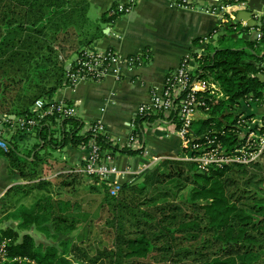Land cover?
Returning <instances> with one entry per match:
<instances>
[{
  "label": "trees",
  "instance_id": "1",
  "mask_svg": "<svg viewBox=\"0 0 264 264\" xmlns=\"http://www.w3.org/2000/svg\"><path fill=\"white\" fill-rule=\"evenodd\" d=\"M88 14V0H0V120L5 116L31 117L38 100H51L64 87L72 51L88 49L103 35L101 25L108 21L105 15L92 23ZM248 57L246 49L226 48L198 59L197 73L218 83L228 100L210 104V116L196 124L195 136L219 135L227 149L235 144L236 135L230 130L235 104L247 94L260 97L261 84L252 76L255 68ZM147 117H139L136 123ZM83 128L77 117L60 120L52 116L41 122L33 148L22 153L19 145L11 142L1 154L9 158L13 170L31 181L38 175L35 167H43L48 159L41 157L40 149L87 145L90 134H83ZM137 133L140 136L138 129ZM17 134L32 136L21 131ZM98 143L114 155L141 152L119 149L106 137H100ZM249 167L234 164L202 173L194 163L166 160L138 181L123 184L116 196L93 178L98 186L92 188L105 193L101 208H107L109 214L105 227L113 233L112 250L91 257L81 236L74 243H61V251L54 244L37 245L30 234L20 236L6 230L0 241L11 239L10 257L18 259L6 264H106L105 259L109 264H150L155 253L169 256L176 264L192 256L189 249H182L180 238L195 240L198 233L211 238L197 249L199 257L186 264H264V199L245 188L253 181H244ZM79 176L70 174L69 178ZM19 216L22 229L35 226L53 238L71 233L90 219L80 204L49 195L30 209H21ZM213 248L216 252L209 251Z\"/></svg>",
  "mask_w": 264,
  "mask_h": 264
},
{
  "label": "crops",
  "instance_id": "2",
  "mask_svg": "<svg viewBox=\"0 0 264 264\" xmlns=\"http://www.w3.org/2000/svg\"><path fill=\"white\" fill-rule=\"evenodd\" d=\"M131 1L88 0V15L92 23L100 21L105 15L108 18L101 25L103 35L88 49L113 51L125 59L141 57L143 66L130 68L122 65L120 78L111 74L99 81H80L74 87L65 83L51 97L53 101H63L77 109V118L84 123L83 134L89 125L101 121L107 129L106 138L119 149L128 144L131 125L139 118V108L151 102L154 91L163 88L168 74L175 71L189 55L194 56L193 67L198 69L197 56H204L208 52V45L202 41L213 36L220 23V17L202 13L199 9L218 7L224 0H190L194 7L191 9L178 7L174 0ZM130 3L132 10L129 13L110 15L111 9ZM83 48L72 51L67 69L74 64ZM162 128L165 129L164 134L146 135L148 130ZM136 129L139 130L145 151L137 155L123 152L115 154L116 164L122 172L118 179L122 184L138 181L155 167L147 169L154 159L177 160L183 153V141L177 134L176 125L171 122L152 115L136 123ZM1 130V139L7 146L4 148L0 145V235L12 230L23 236L37 229L35 226L29 230L21 228L23 218L19 216L20 210L33 206L26 188L28 181L11 168L9 158L1 151L7 152L11 142L17 143L20 148L22 139L36 136L23 138L22 134H17L16 123L6 121L2 123ZM167 140L173 141L169 143ZM55 150L63 156L62 160L50 157L44 165L46 175L43 179L70 180L69 175L75 174L74 170L85 160L86 152L71 146ZM54 199H58V196Z\"/></svg>",
  "mask_w": 264,
  "mask_h": 264
},
{
  "label": "built area",
  "instance_id": "3",
  "mask_svg": "<svg viewBox=\"0 0 264 264\" xmlns=\"http://www.w3.org/2000/svg\"><path fill=\"white\" fill-rule=\"evenodd\" d=\"M132 0L131 2H133ZM178 7L194 8L190 0H174ZM250 0H224L218 7H203L199 11L220 17L219 28L213 36L205 38L202 43L208 45L222 30L239 31L240 35H248L251 51L259 62L253 66L255 72L253 77L260 81V97L254 98L247 94L241 98L232 111L234 122L230 125L231 132L236 135L235 144L229 149L219 135L195 136L196 124L208 119L211 112L210 104L228 100L220 85L211 79L202 78L193 67L194 56H186L180 66L172 71L165 79L163 88L154 91L151 102L143 105L138 110V117L156 116L158 119L169 121L176 125L177 134L183 141V153L177 159L184 162L194 163L199 172L209 173L212 168L223 169L227 166L238 164L251 166L258 164L264 157V0H261V9H249ZM132 10V3L120 4L110 10V15L127 14ZM241 12L251 13L249 21L241 20L235 25L237 17ZM251 36V37H250ZM256 51L260 52L257 55ZM203 55H198L200 59ZM126 65L130 68L143 66L141 57L123 58L113 51L99 52L96 50L83 49L74 64L67 69L66 85L74 87L80 81H99L109 75L117 78L121 76V67ZM31 117L19 118L3 117L0 120V145L6 148L2 137V123H16V128L24 134L34 135L45 119L57 116L61 119L77 117V109L63 101L47 99L38 100L33 109ZM127 148L133 151L144 152V145L140 136L135 134L136 121L132 123ZM90 139L87 145L80 147L86 152L85 160L74 170V173L86 178H97L100 184H106L112 196L118 195L123 185L118 177L122 172L118 168L115 155L104 151L98 140L106 137V126L97 121L89 125L87 132ZM154 159L152 165L161 163ZM130 181L129 183H133ZM11 239L0 241V264L14 263L18 259L10 257L9 246ZM20 261V260H19Z\"/></svg>",
  "mask_w": 264,
  "mask_h": 264
},
{
  "label": "rangeland",
  "instance_id": "4",
  "mask_svg": "<svg viewBox=\"0 0 264 264\" xmlns=\"http://www.w3.org/2000/svg\"><path fill=\"white\" fill-rule=\"evenodd\" d=\"M239 31H242V29L240 28ZM239 31H234L232 29L226 30L227 36L225 39H220L221 37H219L217 40H215L212 38V40H210L208 43L207 53H212L216 49H246L250 56L249 59H254L255 63H258V57H255L251 51L250 42L245 41L241 38L234 39L236 35L240 34ZM61 47L64 48L66 46L62 44ZM256 53L257 55L260 54V52L258 51H256ZM146 133L147 136L158 133L164 134L165 129L162 128L158 129L157 131L148 130ZM22 140L23 143L20 144V151L22 153H26L37 143L36 138L33 136ZM167 141L171 143L170 141L173 140ZM40 151L41 157L42 155H44L49 158L45 160L46 163H48L50 157L58 161L62 160L63 156L57 153L53 146H47L43 150L41 149ZM28 168L31 169V167L29 166ZM35 168L37 170L38 175H35V178H32L31 181H28L26 187L27 191L30 192L29 195L31 196V202L33 203V205H35L37 201L39 199H42V197L44 196L49 195L53 198L58 196V199H70L73 201V203L76 202L80 204L83 209V212L90 214V219L86 223L87 225L83 223L76 230L72 231L69 234L62 235L58 238L47 237L40 233L37 229H32L31 233L29 234L33 236L35 243L37 245L43 244L45 246L54 244L58 246L59 249L62 251L63 248L62 246H60L61 243H65L66 241H68L69 243H74L78 241V237L81 236L84 239V242H82L81 244L85 247V251H87L91 257L97 256L98 251L112 250L114 245L113 233H111L105 227V221L109 217V214L107 212V208H101L105 193L103 191H98L96 188H92L94 187V185L98 186L95 181L93 179L82 176L76 177V179L73 177L70 180H64L61 178L47 180V178L43 179V177H45L46 175L45 167H42V164H38ZM248 169L249 174L244 181H247L249 178H253V181L252 183L245 185V188L253 191L259 197L264 199V157L257 165H251ZM68 183L70 184L69 186L67 185ZM188 190H190V187H188ZM210 238V235H206L204 233H198V238L195 240H188L184 239V237H181L180 241L182 242V249H189L192 253V256L190 258H187L188 260L182 258L181 261L176 264H186L191 259L199 257L197 249L203 245L206 239L208 240ZM216 250L217 249L213 248L209 251L216 252ZM154 256V258H150L148 260L150 264H174L173 262L169 261V256H164L160 253H155ZM104 261L106 264H109V261L107 259H105Z\"/></svg>",
  "mask_w": 264,
  "mask_h": 264
},
{
  "label": "water",
  "instance_id": "5",
  "mask_svg": "<svg viewBox=\"0 0 264 264\" xmlns=\"http://www.w3.org/2000/svg\"><path fill=\"white\" fill-rule=\"evenodd\" d=\"M261 5H262V2L261 0H250L249 4H248V7L249 9H258L260 10L261 9ZM250 17H251V13L249 12H241L239 13L238 17H237V21L235 22V25H238L240 23L241 20H244V21H249L250 20ZM249 25L252 26L253 23L251 21H249ZM226 33L224 30H222L218 35H215L214 39L217 40L219 37H222V36H225ZM235 38H241V39H244L245 41L248 40V35L244 34V35H240V36H235ZM243 72H245V70H243ZM3 117H1L2 119ZM12 118L14 119L15 116H12Z\"/></svg>",
  "mask_w": 264,
  "mask_h": 264
},
{
  "label": "flooded vegetation",
  "instance_id": "6",
  "mask_svg": "<svg viewBox=\"0 0 264 264\" xmlns=\"http://www.w3.org/2000/svg\"><path fill=\"white\" fill-rule=\"evenodd\" d=\"M249 37V36H248ZM251 37V36H250ZM250 57V56H249ZM249 57H248V61H249V63L250 64H253V60H251V58L249 59ZM245 70V72L247 71L246 69H244Z\"/></svg>",
  "mask_w": 264,
  "mask_h": 264
}]
</instances>
